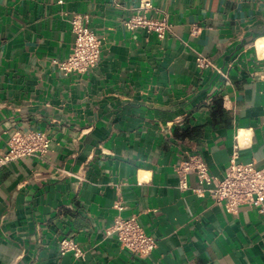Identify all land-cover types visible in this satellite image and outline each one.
I'll list each match as a JSON object with an SVG mask.
<instances>
[{"label":"crops","instance_id":"0c3cea01","mask_svg":"<svg viewBox=\"0 0 264 264\" xmlns=\"http://www.w3.org/2000/svg\"><path fill=\"white\" fill-rule=\"evenodd\" d=\"M144 1L164 38L125 25L141 0H0V157L17 130L50 138L0 165V264H264V209L229 212L176 171L197 154L222 179L235 151L264 167V0ZM74 13L102 42L84 73L60 67ZM118 215L157 240L150 255L121 245Z\"/></svg>","mask_w":264,"mask_h":264},{"label":"built area","instance_id":"2783aa9c","mask_svg":"<svg viewBox=\"0 0 264 264\" xmlns=\"http://www.w3.org/2000/svg\"><path fill=\"white\" fill-rule=\"evenodd\" d=\"M153 6L149 1L141 0L135 14L124 23L128 29L145 28L156 32L159 38H164L172 31V25L165 18H154L148 15ZM75 41L72 49L60 67L66 72H87L97 63L102 42L96 33L84 22L81 14L74 13L70 19ZM198 65L209 66V61L203 56L197 57ZM219 71V70H218ZM221 72V71H220ZM50 138L43 132L15 131L8 140V149L0 157V165L11 160L26 156L44 158L49 150ZM180 176L179 187L188 189L187 177L189 173H195L200 183L214 185L208 191L211 198L218 204H222L227 211L238 213L241 206L253 205L264 209V167H258L254 162L243 163L238 161L235 151L230 158L229 165L225 169L222 179H217L209 173L206 162L200 155H190L188 159L176 166ZM200 193L201 188H194ZM111 231L116 233L121 245L133 253L141 256L150 255L157 247V240L147 234L136 216L115 217ZM60 249L64 254L73 251L78 257H83L85 251L72 239L63 238L60 241Z\"/></svg>","mask_w":264,"mask_h":264},{"label":"bare ground","instance_id":"6f19581e","mask_svg":"<svg viewBox=\"0 0 264 264\" xmlns=\"http://www.w3.org/2000/svg\"><path fill=\"white\" fill-rule=\"evenodd\" d=\"M257 45H258L259 50H262L263 47H264L263 39H259V40L257 41ZM246 133H247L246 130H241V132H240V134H239V139L241 138V140H243V137H244V135H245Z\"/></svg>","mask_w":264,"mask_h":264}]
</instances>
